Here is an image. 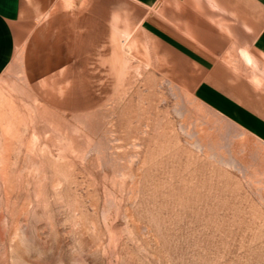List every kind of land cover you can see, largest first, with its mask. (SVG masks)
<instances>
[{"label": "rangeland", "instance_id": "obj_1", "mask_svg": "<svg viewBox=\"0 0 264 264\" xmlns=\"http://www.w3.org/2000/svg\"><path fill=\"white\" fill-rule=\"evenodd\" d=\"M124 46L92 98L0 79V264H264V140L197 100L193 64ZM241 76L223 91L259 103Z\"/></svg>", "mask_w": 264, "mask_h": 264}, {"label": "crops", "instance_id": "obj_2", "mask_svg": "<svg viewBox=\"0 0 264 264\" xmlns=\"http://www.w3.org/2000/svg\"><path fill=\"white\" fill-rule=\"evenodd\" d=\"M125 39L154 65L158 45L193 64L197 100L264 140V86L249 106L219 83L264 81V0H0V79L20 65L48 96L92 98L123 79Z\"/></svg>", "mask_w": 264, "mask_h": 264}]
</instances>
